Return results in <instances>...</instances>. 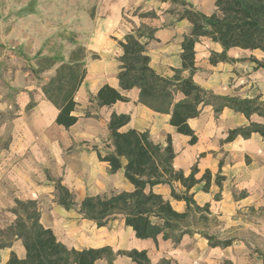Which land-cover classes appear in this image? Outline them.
Listing matches in <instances>:
<instances>
[{"label":"crops","instance_id":"crops-1","mask_svg":"<svg viewBox=\"0 0 264 264\" xmlns=\"http://www.w3.org/2000/svg\"><path fill=\"white\" fill-rule=\"evenodd\" d=\"M185 1L199 9L198 0ZM210 2L214 6V0ZM173 5L170 1L162 2L161 0H118L106 6L109 11H98L93 17H88L86 27L83 30L78 29L79 40L88 54L87 76L75 96L78 106L73 115L79 120L68 130L56 124L58 110L47 100L42 91V87L62 62L57 63L49 71L37 74L38 65L28 60L26 61L28 69L21 68L15 71L16 79L12 83L13 88L9 89L10 93L7 92L9 94L3 98L0 96V119L1 116L12 115L7 117V120L3 117L0 121V184H12L11 179L15 177L13 173L8 175L7 171L20 167L19 163L15 164L16 160L25 154L36 155L40 148L42 149L40 151H43V158L38 164L42 169L48 170L49 177L43 173L38 177L30 175L21 178L25 185L33 186V190L30 188L29 194L17 192V197L14 195L10 200H6L7 212L5 213L11 217L14 216L6 227L12 225L16 219L12 213L16 200L37 201L43 191L49 190L51 193L55 191V187L40 189L39 183L44 186L55 184L52 178L56 177L71 192L73 191L68 186L71 184L70 178L63 176L62 172L67 149L83 147L93 150V159L109 173V165L100 162L95 151L96 149L102 154L100 148L91 147L92 144L97 146L98 133L88 126L96 125L105 135H109L108 123L111 114H124L129 115L131 121L121 129V132L129 130L146 132L151 141L162 147L167 146L168 137H171L175 152L173 166L176 171L189 176L196 167L197 179H201L206 172H210L212 180L209 190L204 192V183H200L190 191V194H193L199 207L209 205L210 214L194 213L197 224L199 217L205 215L210 219L209 222L213 220L217 223L219 235L206 232L209 228L204 227H208L209 223H202L201 228H193L196 233L185 235L178 244L172 240H164L162 235L156 241L141 240L136 238L131 228L125 226L122 216L112 219L107 226L98 228L94 222L84 219L79 209L76 213L72 209L67 211L61 207L57 203V196L54 195L51 196L54 201L50 207L38 202L42 225L51 229L58 240L69 249L82 251L111 247L115 251H146L151 264H163L165 261L169 264H262L263 260L255 258L249 261L244 249H247V244L251 243L245 239V235L244 238L241 236L242 233H249L264 238V138L258 133H253L247 139L242 136L236 137L231 142H227L226 139L231 131L247 128L251 122L264 126V118L253 115L249 120L244 114L229 108L216 116L212 107H204L199 117L188 121L190 128L197 136V143L191 145V137L177 133L176 129L170 125V115L156 113L139 103V89L124 91L120 88L118 73L123 52L118 41L123 40L128 34H136L142 26L156 30L154 39H142V42L147 44L151 67L166 78L174 76L173 70L182 69V43L185 36L190 33L191 25L187 20L179 21L178 18L173 19L165 14ZM5 8L11 10L10 17L9 14L4 13ZM15 8L25 10L14 14ZM32 9V3L19 5L15 1L0 0V27L9 21L11 31L8 37L20 40L22 48L18 49L27 56H36L41 51V46L34 47L28 42L30 36L27 35L26 29L35 18V12ZM99 9L105 8L101 6ZM146 13H153L156 16L143 18L142 15ZM222 51L220 44L206 38L196 44L197 72L193 76L194 82L219 96L259 99L264 102V68H259L255 62L249 60L251 56H254L263 62L264 54L260 51L231 49L228 57L235 62L212 65L210 62L212 53L220 54ZM243 53L250 54L243 55ZM255 53H259L262 58L255 56ZM43 55L45 53L39 56ZM93 55H97L98 59H93ZM1 68L0 64V74ZM182 76L188 78L189 72H183ZM105 85L118 90L129 101L117 102L110 107H99L95 97ZM91 95L92 103L89 101ZM183 99L182 94L175 96V102ZM87 109L94 116L93 118L85 117L83 110ZM109 144L108 151L112 152L111 141ZM27 166L36 169L33 164L27 163ZM50 169L55 171L50 172ZM110 176L117 178L120 186L112 191L113 193L109 192L107 196L123 191H133V186L124 178V170ZM218 176L223 178L222 187L216 183ZM174 188L179 194L185 192L179 183H175ZM153 191L169 201L177 212H186V203L172 198L169 185L155 186ZM2 195L7 196V192H1L0 203L3 201ZM97 195L101 194L84 196L80 203L86 197ZM217 196L220 198L217 199ZM0 212H2V206H0ZM0 226L5 225L0 224ZM199 232H205L219 240L231 239L234 243L227 248H212L208 240ZM232 233L234 235L229 237L228 235ZM11 251H14L19 258L25 257L22 241L17 240L13 243L12 249L0 251L2 264L7 263ZM237 251L241 254H237ZM96 264L108 263L105 260H99ZM113 264L135 263L127 257H118Z\"/></svg>","mask_w":264,"mask_h":264},{"label":"trees","instance_id":"trees-1","mask_svg":"<svg viewBox=\"0 0 264 264\" xmlns=\"http://www.w3.org/2000/svg\"><path fill=\"white\" fill-rule=\"evenodd\" d=\"M161 1L180 5L182 11L178 15L179 21L187 20L191 25V31L182 43V69L173 70L174 76L166 78L151 67L147 44L142 39H154L156 30L142 26L136 34H128L118 41L123 52L118 73L120 88L124 91L139 89V103L156 113L170 115V125L177 133L191 137V145L197 143V136L188 121L199 117L204 107H212L216 116L229 108L244 114L249 120L253 115L264 118V102L259 99L219 96L203 89L193 80L197 72L195 46L203 38L220 44L223 49L220 54L212 53V65L235 62L228 57L231 49L260 51L264 54V0H214L215 11L209 15L198 11L185 0ZM150 16L156 15H142L143 18ZM87 56L85 47L78 46L71 52L68 61L56 67L54 75L42 87L47 100L58 110L56 124L67 130L79 120L73 115L78 106L75 96L87 76ZM92 58L98 59V56L93 55ZM40 61L37 74L57 65L54 58L50 57ZM251 61L259 68H264V62L255 58ZM185 71L189 72L188 78L182 76ZM177 94H182L184 99L175 102ZM95 100L101 108L129 101L108 85L98 91ZM85 117L94 116L87 113ZM130 121L129 115L112 113L108 131L113 151L105 156L98 150L95 151L99 161L109 165L110 174L124 170V178L133 186V191L86 197L79 205V213L84 219L94 222L98 228L105 227L112 219L122 216L125 226L133 230L137 239L156 241L162 235L164 240H172L178 244L185 235L196 233L193 230L197 223L194 213L210 214L209 205L199 207L190 191L196 185L204 183L203 191L207 192L212 180L211 174L206 172L201 179H197L196 167L189 176L176 171L173 166L175 152L171 137H168L167 146L162 147L151 141L146 132H121ZM253 133L264 138V126L251 122L247 128L231 131L226 141L231 142L238 136L247 139ZM222 180L220 176L216 178L219 187H222ZM175 183L185 189L183 194L177 193ZM158 185H169L172 198L186 203V212H177L169 201L155 193L153 188ZM55 190L57 203L65 210L69 211L77 206L75 195L61 180L57 182ZM15 204L12 210L16 217L14 223L0 229V251L12 249L13 243L20 240L25 249V257L19 258L11 251L6 264H96L99 260L113 264L118 257H127L135 264H151L146 251H115L111 247L82 251L69 249L51 229L42 225L37 201L16 200ZM198 221L200 224L210 223L205 215H201ZM199 234L208 240L212 248H227L234 243V240H219L205 232ZM163 264L169 262L165 261Z\"/></svg>","mask_w":264,"mask_h":264},{"label":"rangeland","instance_id":"rangeland-1","mask_svg":"<svg viewBox=\"0 0 264 264\" xmlns=\"http://www.w3.org/2000/svg\"><path fill=\"white\" fill-rule=\"evenodd\" d=\"M3 2L15 1L20 4L24 3H32L33 11L35 12V18L32 24L28 26L27 35L30 36L28 39L32 46L40 47L41 51L36 56H27L23 54V52L19 51L18 48L21 47V41L18 39H10L8 37L9 31H11V26L9 25V21L5 22L0 27V64H1V74H0V96H6V94L10 93V90L13 88L12 83L15 81V71L17 69H28L26 61L31 60L35 62V64L39 65L42 58L50 57L54 58L57 63L66 62L69 59V56L73 50H75L78 46H82L79 40L80 31L78 29H84L86 27V21L88 17H93L98 11L107 12L109 8L106 7L111 3H116L118 0H2ZM195 1V0H194ZM198 11H202L205 13H212L215 8L211 4L210 0H198ZM191 4V3H190ZM193 5V4H191ZM105 9H99V8ZM194 6V5H193ZM196 9V7L194 6ZM25 9H14L13 13L22 12ZM4 13L9 17L11 16V10L5 8L3 10ZM182 11V7L180 5H173L170 9L166 11L165 14H168L173 19H177L178 15ZM25 29V28H24ZM28 36V38H29ZM43 56H39L44 54ZM242 54V53H239ZM250 53H243V55H249ZM257 57L262 58L259 53H255ZM254 56L250 57V61ZM256 59V58H255ZM37 60V61H36ZM259 61V60H258ZM253 62V61H251ZM262 62V61H261ZM264 62V61H263ZM54 75V74H53ZM52 77V76H51ZM50 77V78H51ZM49 78V79H50ZM10 89V90H9ZM9 92V93H7ZM89 101L92 103V95L89 97ZM93 108V107H92ZM89 109V108H88ZM87 110H83L84 115L87 113H91ZM12 115L1 116L0 121L8 119L7 117H11ZM90 129L98 133V139L96 141L97 146L91 145V147L100 148L99 150L104 155L108 153V149L110 148V135H105L100 127L96 125H89ZM41 149V148H40ZM38 149V154H25L18 160H16L15 164H20V167H16V169H10L7 171L8 175L13 173L15 177L12 181V184H0V194L1 192H7L6 195H2V212H0V224L5 226H0V229H4L6 224L14 217H11L7 212L6 206L7 201L10 200L11 197L15 195L17 197V192L20 193H28L30 192V188L33 190V186L25 185L21 178H25L27 176L33 175L34 177H38L43 173L49 177L48 170H44L40 167L38 162L42 161L43 151L41 152ZM42 150V149H41ZM93 150L86 149L81 147L80 149H75L71 147L65 151L64 160L65 164L62 168L63 176L69 177L71 184H67L72 192L75 195L76 204L79 206L80 201L84 196L89 194H101L108 195L109 192L117 190L120 186V183L117 178H113L110 174L92 157ZM34 157V158H33ZM41 157V158H40ZM33 158V161H32ZM25 159H27L25 161ZM33 164L36 169L30 168L27 166ZM50 172L55 171L54 169H50ZM61 171V170H60ZM18 177V178H17ZM20 178V179H19ZM55 181V184H47L43 185L39 183L40 189H46V187H55L58 181V178H52ZM113 193V192H112ZM21 195V194H18ZM57 196L56 190L51 193L49 190L43 191L41 197L37 200L40 204H45L50 207L52 202L54 201L51 196ZM76 206L72 209L73 212H78L79 207ZM4 210V211H3ZM9 212V210H8ZM75 213V215H76ZM116 224V223H115ZM117 226V225H116ZM195 228H201L202 224L196 223ZM209 233L219 235V231L217 229V223L215 221H211L208 227ZM243 234V235H242ZM241 237L245 235V239L251 244H247V249H244L246 252V257L249 261L252 259L263 260L262 264H264V242L263 237L256 234L242 233ZM232 233L230 236H233ZM226 236V235H225ZM254 247H253V246ZM262 246V248L260 247ZM241 254L240 251H237V254ZM0 264L1 257H0Z\"/></svg>","mask_w":264,"mask_h":264}]
</instances>
